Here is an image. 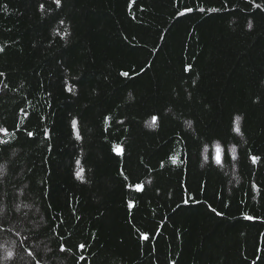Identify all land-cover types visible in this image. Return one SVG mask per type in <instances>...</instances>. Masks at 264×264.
Here are the masks:
<instances>
[{"label": "trees", "instance_id": "1", "mask_svg": "<svg viewBox=\"0 0 264 264\" xmlns=\"http://www.w3.org/2000/svg\"><path fill=\"white\" fill-rule=\"evenodd\" d=\"M0 47V264H264V0H0Z\"/></svg>", "mask_w": 264, "mask_h": 264}, {"label": "snow or ice", "instance_id": "2", "mask_svg": "<svg viewBox=\"0 0 264 264\" xmlns=\"http://www.w3.org/2000/svg\"><path fill=\"white\" fill-rule=\"evenodd\" d=\"M55 3H56V5H57V7H59V6L61 5V0H55ZM255 6H256L257 9H261V8H262V5L259 4V3H257ZM40 8H41V10H43L44 5L41 4V5H40ZM6 10H7V9H6V6H5V11H6ZM188 11H191V9H188ZM213 11H216V10L213 9ZM248 27H249L250 29L253 27V25H252L251 22L248 23ZM3 51H4V48H3V47H0V53H2ZM189 70H190V67H189ZM3 75H4V73H0V76H3ZM122 75L125 76V77H127V76L129 75V73H128V72H123ZM157 119H158V118L153 117V122H155ZM73 126H75V122H74V125H73ZM2 131H4L5 135H7V130H6V129H2ZM236 131L239 132L240 129L237 128ZM28 135H29V136H32L33 133L29 132ZM77 138L79 139L80 137L77 136ZM5 143H6V142H5ZM218 151H219V149H218ZM115 152H116L118 155H123V154H124V148H123L122 146H119V145H118V146L115 148ZM251 160H252V163H253V164H256V163L259 162L260 157H257V156L254 155V156L251 157ZM217 162H220V157H219V156L217 157ZM77 175H79V173H78ZM125 178L127 179V177H125ZM135 188H136L137 191H143L144 185L138 183V184L135 185ZM128 206L131 208V207H133L134 205L131 204V203H129ZM213 211H215V209H213ZM217 215H220V213H217ZM246 218L249 219V220L253 219V217H250V216H249V217H246ZM143 239L148 240L149 237H148L147 235H144V236H143ZM79 247H80L81 249H83V248L85 247V245L81 244ZM62 250H63V247H62Z\"/></svg>", "mask_w": 264, "mask_h": 264}]
</instances>
